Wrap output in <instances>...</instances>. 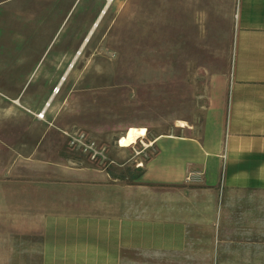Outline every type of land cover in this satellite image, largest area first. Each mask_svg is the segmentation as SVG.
Segmentation results:
<instances>
[{"label":"crops","instance_id":"crops-1","mask_svg":"<svg viewBox=\"0 0 264 264\" xmlns=\"http://www.w3.org/2000/svg\"><path fill=\"white\" fill-rule=\"evenodd\" d=\"M152 11L159 27L167 16L172 59L202 64L199 124L156 137L128 182L66 156L54 95L44 120L0 102V264H264V0Z\"/></svg>","mask_w":264,"mask_h":264},{"label":"rangeland","instance_id":"rangeland-1","mask_svg":"<svg viewBox=\"0 0 264 264\" xmlns=\"http://www.w3.org/2000/svg\"><path fill=\"white\" fill-rule=\"evenodd\" d=\"M153 5L158 0H114L85 46L107 0H0L1 109L39 115L54 95L49 116L59 109L70 126L57 130L84 131L106 145V171L131 182L142 171L140 139L148 144L198 125L204 108L202 64L183 52L172 59L167 16L162 11L159 27ZM64 137L70 160L95 167Z\"/></svg>","mask_w":264,"mask_h":264},{"label":"built area","instance_id":"built-area-1","mask_svg":"<svg viewBox=\"0 0 264 264\" xmlns=\"http://www.w3.org/2000/svg\"><path fill=\"white\" fill-rule=\"evenodd\" d=\"M58 90V89H57ZM54 94H57L58 91ZM45 112L43 111L38 115V118L44 120ZM68 140L69 149L84 156L92 165L97 169L106 170L107 166L111 163L108 157V149L106 145L100 144L98 141L93 140L86 132L80 131L77 133L63 132ZM143 139V138H142ZM140 139L142 146L140 149L135 150L136 157L139 158L137 165L143 168L144 164L152 158L155 153L154 142L144 143ZM134 146V145H133ZM132 147V146H131ZM152 150V151H151ZM204 180V173L198 170H191L186 175V183L189 185L201 184Z\"/></svg>","mask_w":264,"mask_h":264},{"label":"bare ground","instance_id":"bare-ground-1","mask_svg":"<svg viewBox=\"0 0 264 264\" xmlns=\"http://www.w3.org/2000/svg\"><path fill=\"white\" fill-rule=\"evenodd\" d=\"M113 1H114V0H107L108 5L106 6L105 10L102 12V14H101L100 18L98 19L97 23L93 26L91 32L89 33L88 38L85 40V45L88 43V41H89V39H90V36L93 34V32L95 31V29L97 28V26H98L100 20L102 19L103 15L105 14L106 9H107V8L113 3ZM80 55H81V52H79V53L77 54V56H76V58H75V61L77 60V58H78ZM73 66H74V65L72 64V65L70 66V69L73 68ZM65 79H66V74H65L64 78L62 79V81H61L59 87L62 85V83L65 81ZM58 90H59V88H58ZM49 102H50V101H49ZM48 106H50V103H47L46 107H48ZM44 112H46V110H44Z\"/></svg>","mask_w":264,"mask_h":264},{"label":"trees","instance_id":"trees-1","mask_svg":"<svg viewBox=\"0 0 264 264\" xmlns=\"http://www.w3.org/2000/svg\"><path fill=\"white\" fill-rule=\"evenodd\" d=\"M140 173H141V171H139L138 174H135L133 178H135V177H136V178L139 177V176L141 175ZM139 174H140V175H139Z\"/></svg>","mask_w":264,"mask_h":264}]
</instances>
